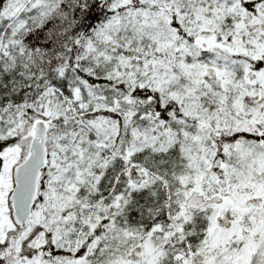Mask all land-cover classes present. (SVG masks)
<instances>
[{
    "label": "snow or ice",
    "instance_id": "obj_1",
    "mask_svg": "<svg viewBox=\"0 0 264 264\" xmlns=\"http://www.w3.org/2000/svg\"><path fill=\"white\" fill-rule=\"evenodd\" d=\"M0 264H264V0H0Z\"/></svg>",
    "mask_w": 264,
    "mask_h": 264
}]
</instances>
